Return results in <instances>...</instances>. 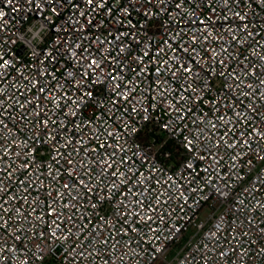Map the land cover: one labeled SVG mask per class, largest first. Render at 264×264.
I'll use <instances>...</instances> for the list:
<instances>
[{
  "label": "built area",
  "instance_id": "1",
  "mask_svg": "<svg viewBox=\"0 0 264 264\" xmlns=\"http://www.w3.org/2000/svg\"><path fill=\"white\" fill-rule=\"evenodd\" d=\"M153 3L155 4L156 0H153ZM209 3H212L216 8L215 19L218 23L215 25L212 35H208L207 32L204 33L207 36V43H204L203 39L201 40L203 44L201 51L206 59L214 55L212 49H215L217 53H222L225 57H229L236 75L244 81L241 87L249 93L245 97L236 89L227 92L222 79L217 77L213 80V91L208 93V98H215L223 111L217 113L207 101L197 109L198 116H203L205 112H208L213 120L217 115L224 116L223 120L218 121L219 130L212 129L211 124L208 125L209 130L215 134V139L209 141L207 134L201 137V142L205 144L206 148H211L213 154L209 156L208 152L199 145H197L196 152L189 153L182 143V137L178 134H170V130L165 131L164 124L171 119L169 115L171 109L168 107L169 100H163L157 105L159 94L156 92H152L149 96L151 103L149 100L143 101L148 112L141 109L139 114L134 113L132 116V121L139 132L124 133L115 140L117 148L123 144L128 149L126 153L120 154L125 159L131 157L134 151L139 152L141 150L150 154V160L156 158L155 169L148 171L147 166H145L141 171L155 177L149 182L152 192L151 196H148L153 207L156 206L157 202L165 204L169 200V193L173 197H178V199H172L171 203L165 207L164 211L169 212L166 220H157L154 216L152 222L145 225L147 217L151 214L150 211L145 212L143 218H137L135 227L139 229V232L126 233L124 227L127 225L121 227L125 217H120L119 221H116V216L119 213L116 212L115 200H122L124 199L123 196H117L111 204L108 201L103 203L96 201L97 208L93 210L89 207L92 201H86L83 199L82 193H76L82 198L79 201H72V203L73 205L78 204L79 207L66 208L65 205L69 203L71 193L61 200L59 191L61 184L67 180L66 175L61 176L58 182L48 181L43 185L48 192L55 190L58 206L51 204L50 197L45 195L43 191H37L42 187L40 180L28 176V172H36L38 176L40 171H49L48 162L51 159L52 150L48 145L40 144L39 141L36 142V160L38 163L44 164V169L31 167L24 170L23 174H18L24 158L21 157L18 160L16 153L22 152L27 147L24 141L34 135L35 132L25 120L20 118L21 110L17 108L11 111V114L6 118L8 127L0 131V156L4 157L3 161H0V169H5L3 173H0V181H2L0 187H3L4 184L7 185V188L0 192V197H2L0 205H3L0 208V215H3L8 222V227H0V252L3 253L0 255V264H26V262L28 264H106V262H110V264H264V231H261L264 229V160L260 158L264 156V140L253 133L255 138L251 140V147L243 143V140L248 138L247 133L251 132L254 126L260 127L264 123V85L259 83L260 80L264 79V55H262L264 53V35H262L264 34V4L261 3V0H239L238 3L237 0H228L227 4L224 0H209ZM191 7L190 5L189 10ZM8 10L5 9V11ZM155 10L161 27L155 33L152 32L151 25L148 30L149 35L153 36L151 40L153 62L157 50L167 48L163 41L172 35L171 32L166 34V26L175 27L173 18L180 19V17L175 16V4H172V10L168 15L160 12L159 5L156 6ZM237 11L247 17L246 22H250L252 25L248 30L257 33L254 38L247 37L244 32L235 31L236 25L240 24L239 17L233 16V13ZM65 14L67 15V13ZM189 14V11H181V16L185 20ZM197 14L208 19L211 10L197 8ZM14 15H16V19L11 20L7 25L8 31L0 33V35L5 36L6 40L8 38L16 40L15 44L0 40V44H4L8 49L5 59L14 57L15 52L19 51L23 44V40L18 35H14L18 29L27 32L38 27L34 17L20 20L21 14ZM133 15L134 19H140V17L135 16V13ZM104 19V17L98 16L97 23ZM209 23L212 21L209 20ZM110 24L111 21L105 23L99 33L93 28L91 30L92 40L95 41L97 35H100L102 39L106 37ZM229 25L232 27L229 28ZM180 26L188 27L184 21H181ZM192 27H199V25ZM234 34L239 39L234 40ZM51 35L54 39V34ZM191 36L192 32L187 31L185 38L189 42H191ZM229 46H231V54L224 51V48ZM239 53H243L239 57L242 63L237 65L234 57ZM161 55L163 59H167L163 53ZM167 55L170 56L171 52ZM244 56H247L248 60H244ZM249 62L253 64V67L246 69L249 75L244 77L241 68ZM32 64L30 51H25L18 59L13 60V66L7 69L6 75H0V93H2L0 99L4 101L5 107L11 109L20 93H23L26 98L35 94L34 88L30 92H25L24 87L25 84L29 83V80L35 79ZM253 72L256 75H253ZM0 73H4V69H0ZM21 74L27 76L29 80H21ZM45 82H47L46 78ZM122 83L126 86L128 84L127 81ZM145 83L136 89L137 97L143 91ZM57 84L58 81L53 79L49 91L51 92ZM249 84L252 85L251 88L246 87ZM171 87L178 88L180 85L172 84L169 91H171ZM254 89H256L254 95L258 103L256 112L252 113L248 105L253 101ZM96 91L97 97L100 99L99 88ZM217 92L220 93L218 97L216 96ZM175 96L176 99H179V93H176ZM236 98L241 101L240 106L232 108L233 99ZM44 103L47 104V99ZM108 103L110 101L105 102V106L102 108H86L81 119H84L86 123L88 117L95 118L103 112L104 119L95 120L96 128L101 132L106 130L117 131L118 129L122 131L124 127L123 118L112 119L113 114L107 110ZM225 103L228 107H224ZM137 106L139 107V105ZM49 107L51 106L49 105ZM124 107L131 108V104L125 105L124 101L121 100V108L119 112L115 113L116 117H120ZM241 109H244L246 114L242 113L239 117L240 122L236 123V114ZM28 110L31 111V106H28ZM149 112L151 119H144ZM51 114L48 113L47 115ZM3 118L5 117H0V119ZM56 118L59 119L60 117ZM184 124L187 125L184 128V135H188L189 131L195 128V125L191 124V118L186 120ZM197 124L204 127L199 119H197ZM25 129L28 130L25 131ZM224 132H229L230 137H232H225L228 143L235 145L237 141H240L239 146L229 148L225 144L218 149L213 147ZM241 133H245V135L242 136ZM84 135L91 138L97 135V132L91 125H88ZM103 139L104 137L101 136L100 140H92L88 147L98 145ZM165 146H167L166 149ZM162 149L164 150L162 151ZM6 150L8 154H6ZM109 150L111 151V149ZM28 151L31 152L32 149L28 148ZM197 153L204 156L205 159L194 161L199 164L200 176L195 183H190L195 173L193 172L190 176L186 165L193 161L194 157H197ZM92 155L94 156V154ZM77 159H83V157L79 156ZM133 159L139 164L138 157H133ZM217 160L220 161L219 164L216 163ZM29 163L31 164V158H29ZM93 167L95 169L96 166ZM204 168H209L211 176L209 172L203 171ZM157 169L160 170L158 173ZM9 173L12 175L10 176ZM169 177H172L173 180H169ZM22 180L31 181L36 185V188L31 189L32 195L28 201L24 200L27 193L20 183ZM194 188L199 189V191L192 192ZM218 188L223 190L219 194L217 193ZM184 190H186L184 195H180ZM140 191L141 189H136V200L141 199ZM144 192L147 195L148 189L145 188ZM153 196L156 197V200H152ZM10 197H15V199H10ZM36 199L51 205L58 214L64 213L56 221L60 223L62 229L59 231L58 238L49 235L46 240L41 239V232H53L55 229L53 220L55 218L45 216L46 224L37 221L36 215H42L50 208L42 206L33 213L32 204L29 201ZM132 199L133 197L130 196L128 200H125L130 210L133 208L130 203ZM186 199L188 202L185 205ZM179 205L185 206L176 211L175 214H171L170 210L178 208ZM13 209H18V211H13ZM204 209L207 212L203 217H200L199 214ZM93 212H95L94 215ZM20 213L27 214V221ZM157 213H160L159 208H157ZM101 216H105L108 221L114 222L115 228L108 227ZM68 217H72V219L67 220ZM65 220L67 223H64ZM86 223L87 228H84ZM34 224L36 227H33ZM105 228L107 231L104 230ZM188 230L192 231L186 235ZM17 235L22 238L16 239ZM157 235L160 236L159 241L154 238ZM98 239L99 243L96 242ZM105 241H107V247L104 246ZM37 243L44 250L40 259L36 257V253L39 251L35 246ZM172 248H176V250L171 259L167 260L165 256Z\"/></svg>",
  "mask_w": 264,
  "mask_h": 264
},
{
  "label": "snow or ice",
  "instance_id": "2",
  "mask_svg": "<svg viewBox=\"0 0 264 264\" xmlns=\"http://www.w3.org/2000/svg\"><path fill=\"white\" fill-rule=\"evenodd\" d=\"M224 2L227 4L228 0H224ZM238 2L239 0H237ZM261 3L264 4V0H261ZM172 4H175V16L180 17V19L173 18L175 27L166 26V34L171 32L172 35L163 41L167 48L158 49L153 62L151 55L153 36L149 35V26H152L153 33L159 31L161 25L155 10L156 6L159 5L160 12L168 15L172 10ZM190 5L192 7L189 10ZM197 8L210 9L211 14L208 19L198 15ZM5 9L9 10L5 11ZM182 10L190 12L186 20L181 16ZM134 13L135 16L140 17L139 20L134 19ZM215 13L216 8L212 3H209V0H179V2L176 0H156L155 4L153 0H112V2L110 0H0V33L8 31L7 25L11 20L16 19L14 14H21L20 20L34 17L38 24L34 30L30 29L25 32L18 29L17 33L14 34L23 40L20 50L15 52L14 57L5 59L8 49L4 44H0V49H2L0 51V69H4V73H0V75H6L7 69L13 66V60L18 59L25 51H30L33 60L32 67L35 79L29 80L23 74L20 78L21 80H29V83L24 86L25 92H30L34 88L35 94L26 98L23 93H20L11 109L5 107L4 101L0 99V117H5L0 119V131L8 127L7 116L11 114V111L18 108L21 110L20 118L25 120L35 132L34 135L24 141L27 147L22 152L16 153L18 160L21 157L24 158L18 174H23L24 170L31 167L44 169V164L38 163L36 160V142L39 141L40 144H46L52 150L51 159L48 162L49 171H40L38 176L36 172H28V176L40 180L42 187L37 191H43L45 195L50 197L51 204L58 206L55 190L48 192L43 185L48 181L58 182L61 176L66 175L67 180L61 184L59 190L61 200L71 193L69 203L65 205L66 208L79 207L78 204L73 205L72 203V201H79L82 198L76 193H82L84 200L92 201L89 207L93 210L97 208L96 201L101 203L108 201L111 204L117 196H123L124 199L115 200L116 212L119 213L116 216V221L118 222L120 217H125L121 227L127 225L124 227L126 233L139 232V229L135 227L137 218H143L145 212L150 211L151 213L147 217L145 225L150 224L154 216L157 220H166L169 212L164 211L165 207L171 203L172 199H178V197H173L169 193V200L165 204L157 202L156 206L153 207L148 196H151L152 192L149 182L155 177L141 171L145 166H147L148 171L155 169L156 158L150 160V154L141 150L139 152L134 151L131 157L125 159L120 154L126 153L128 149L123 144L117 148L115 140L124 133L139 132L132 121V116L134 113L139 114L141 109L148 112L143 101L149 100L150 94L156 92L159 94L157 105L163 100H169L168 107L171 109L169 113L171 119L164 124L165 131L170 130V134H178L182 137V143L189 153L196 152L197 145H199L208 152L209 156L213 154L212 149L206 148L205 144L201 142V137L207 134L209 141L215 139V134L209 130L208 125L211 124L212 129L219 130L218 121L223 120L224 116L217 115L213 120L208 112H205L203 116H198L197 113V109L205 101L217 113L223 111L215 98H208V93L213 91V80L217 77L222 79L227 92L236 89L245 97L249 95L241 87L244 81L236 75L229 57H225L222 53H217L215 49H212L214 55L206 59L201 51L203 48L201 40L203 39L204 43H207V36L204 33L207 32L208 35H212L215 25L218 23L215 19ZM98 16L105 19L97 23ZM233 16L239 17L240 20V24L236 25V32H244L247 37L253 38L257 35V33L248 30L252 25L250 22H246L247 17L244 14L237 11L233 13ZM209 20L212 23H209ZM108 21H111L108 27V35L103 39L97 35L93 41L91 30L95 28L99 33ZM181 21H184L188 27H181ZM197 24L199 27H192ZM231 27L232 25H229V28ZM210 29L212 31H209ZM221 30L223 29L221 28ZM187 31L192 32L191 42L185 38ZM51 34H54V39ZM233 39L237 40L239 37L234 34ZM0 40H6L5 36L0 35ZM6 43L15 44L16 40L8 38ZM224 51L231 54V46L224 48ZM169 52H171L170 56L167 55ZM161 53L167 56V59H163ZM241 55L243 53L234 57L237 65L242 63L239 58ZM244 60H248V57L244 56ZM252 67L253 64L249 62L241 68L244 77L249 75L246 69ZM133 73L135 74L134 77ZM252 74L256 75L255 72ZM45 78L47 82H45ZM53 79L58 81V84L50 92L49 88ZM123 81L128 82L127 86L122 83ZM142 83H145V87L137 97L136 89ZM259 83L264 85V79L260 80ZM172 84H179L180 87H171V91H169ZM246 87L251 88L252 85L249 84ZM97 88L101 93L100 99L97 97ZM255 92L256 89L253 90V101L248 105L252 113L256 112L258 103L255 99ZM46 93L47 96H45ZM176 93H179V99H176ZM219 95L220 93L217 92L216 96ZM45 99H47V104L44 103ZM121 100L124 101L125 105L131 104V108L124 107V111L118 118L115 113L120 111ZM107 101H110L107 104V110L113 114L112 119L123 118L124 127L122 131L118 129L117 131L106 130L101 132L97 129L95 120H103V112L98 117H88L86 123L84 119H81L86 108H102ZM149 103H151L150 100ZM240 103L238 98L233 99L231 107L238 108ZM28 106H31L30 112ZM224 107H228V105L225 103ZM48 113L52 114L47 115ZM242 113L246 114L244 109L236 114V123L240 122L239 117ZM56 117L60 118L57 119ZM190 118L191 124L195 125V128L189 131L188 135H184V128L187 127L184 122ZM144 119H151V113L149 112ZM197 119L204 127L197 124ZM88 125L96 130L97 135L91 138L85 137L84 133ZM27 130L25 129V131ZM253 133L264 140V123L260 127L254 126L252 131L247 133L248 138L243 140V143L249 147H251V140L255 138ZM241 135L243 136L245 133H241ZM101 136L104 137L103 141L91 148L88 147L92 140H100ZM225 137L232 138L229 132H224L213 147L218 149L225 144L229 148L239 146L240 141L233 145L228 143ZM28 148H31L32 151L29 152ZM166 148L167 146H165ZM6 154H8L7 150ZM79 156H82L83 159L78 160L77 157ZM133 157L139 158V164ZM29 158H31V164ZM260 158L264 160V156ZM3 159L4 157L0 156V161ZM196 159L203 160L205 157L197 153V157H194L193 161L186 165L190 176L193 172L195 173L190 183H195L200 176L199 164L194 162ZM233 159L235 161V157ZM219 162V160L216 161L217 164ZM94 165L96 166L95 169ZM4 171L5 169H0V173ZM156 171L158 173L160 170L157 169ZM203 171L209 172V168H204ZM9 175L12 174L9 173ZM209 175L211 176V172ZM169 180H173V178L169 177ZM20 183L27 193L24 200L28 201L32 195L31 189L36 188V185L31 181L26 182L24 180ZM5 188H7L6 184L0 187V192L4 191ZM137 188L141 189L140 200L135 199ZM145 188L148 189L147 195L144 192ZM196 191L199 189H192V192ZM221 191L223 190L217 189L218 194ZM185 192L186 190L180 195H184ZM130 196L133 197L130 201L133 205L131 210L125 203V200H128ZM10 199H15V197H10ZM152 200H156V197L153 196ZM29 202L32 204L33 213L42 206L50 208L42 215H36L37 221L46 224L45 216L55 218L53 220L55 229L52 233L41 232V239L46 240L49 235L58 238L59 231L62 229L60 223L56 221L64 213L58 214L55 208L38 199ZM187 202L186 199L185 205ZM185 205H179L178 208L170 210L171 214H175ZM2 207L3 205H0V208ZM157 208L160 209L159 214ZM13 211H18V209H13ZM94 214L95 212H93ZM20 215L27 221V214L20 213ZM114 215H116L115 212ZM71 219L72 217L67 218V220ZM101 219L108 227L115 228V223L108 221L107 217L101 216ZM67 220L64 223H67ZM0 227H8V222L3 215H0ZM33 227L36 225L34 224ZM83 227L87 228V223ZM104 230L107 231V228ZM21 238L19 235L16 236V239ZM154 238L160 240L158 235ZM96 242L99 243V239ZM35 246L39 249L36 257L40 259L44 250L40 248L39 243ZM104 246L107 247V241H105ZM0 255L3 253L0 252ZM5 259L7 258L5 257ZM106 264H110V262H106Z\"/></svg>",
  "mask_w": 264,
  "mask_h": 264
},
{
  "label": "rangeland",
  "instance_id": "3",
  "mask_svg": "<svg viewBox=\"0 0 264 264\" xmlns=\"http://www.w3.org/2000/svg\"><path fill=\"white\" fill-rule=\"evenodd\" d=\"M206 212H207L206 209L202 210V211L200 212L199 216H200V217H203V216L206 214ZM191 231H192V230H188L186 235H188ZM175 250H176V248H172V249L166 254L165 258H166L167 260L171 259V257H172V255L174 254Z\"/></svg>",
  "mask_w": 264,
  "mask_h": 264
}]
</instances>
